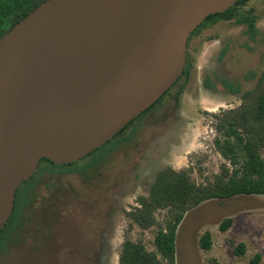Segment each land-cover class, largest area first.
Masks as SVG:
<instances>
[{"label": "rangeland", "instance_id": "obj_1", "mask_svg": "<svg viewBox=\"0 0 264 264\" xmlns=\"http://www.w3.org/2000/svg\"><path fill=\"white\" fill-rule=\"evenodd\" d=\"M249 9L258 17V36L251 39L247 25L237 20L201 29L189 43L190 76L104 164L85 176L54 169L38 178L24 224L0 264H119L127 238L156 251L157 227H132L126 212L138 205L140 196L149 195L157 174L168 167L191 168L198 183L220 173L226 161L214 147V115L241 104V95L224 82L245 92L264 72V0H251L239 12ZM165 216L160 211L159 222ZM229 217L234 223L222 232L219 226ZM206 231L212 234L208 251L200 245ZM241 243L243 255L236 252ZM257 255L264 264V195L207 201L188 212L177 231L176 264H252Z\"/></svg>", "mask_w": 264, "mask_h": 264}, {"label": "water", "instance_id": "obj_2", "mask_svg": "<svg viewBox=\"0 0 264 264\" xmlns=\"http://www.w3.org/2000/svg\"><path fill=\"white\" fill-rule=\"evenodd\" d=\"M239 0H45L0 38V232L42 159H84L183 75L191 35Z\"/></svg>", "mask_w": 264, "mask_h": 264}, {"label": "trees", "instance_id": "obj_3", "mask_svg": "<svg viewBox=\"0 0 264 264\" xmlns=\"http://www.w3.org/2000/svg\"><path fill=\"white\" fill-rule=\"evenodd\" d=\"M44 1L0 0V38ZM250 1L239 0L228 11L209 16L191 35L189 43L204 27L219 21L230 20H237L238 23L247 25V34L251 39H255L259 30L256 26L258 17L254 9L247 10L245 14L239 12ZM192 66L193 61L188 49L187 66L174 86L113 139L84 159L63 165L42 159L36 174L16 193L13 214L6 227L0 232V255L4 254L6 245L11 242L23 208L30 203L29 193L35 188L42 174L60 169L62 173L68 175L85 176L95 167L104 164L107 157L117 148L133 139L140 123L171 96L172 90L178 86L179 82L190 76ZM224 84L232 93L241 95V104L236 108L221 110L214 115L217 120L214 147L226 161L221 166L220 173L215 174L213 179L205 183H198L192 178L191 168L178 171L168 167L161 170L157 174L149 195L140 196L137 200L138 205L126 212L132 227L138 226L143 230L157 227L154 239L156 251L148 250L142 240L133 241L127 238L122 246L119 264H176L177 231L188 212L211 200L264 195V72L257 78L255 87L245 92H242L240 87H233L228 81ZM160 211H166L163 222H159L157 218ZM233 223V218H226L219 228L222 232H226ZM200 245L203 250L212 249L211 232L206 231L203 234ZM245 248V245L241 243L236 252L243 255ZM260 259L261 256L257 255L252 264H259ZM214 264L219 263L215 261Z\"/></svg>", "mask_w": 264, "mask_h": 264}, {"label": "flooded vegetation", "instance_id": "obj_4", "mask_svg": "<svg viewBox=\"0 0 264 264\" xmlns=\"http://www.w3.org/2000/svg\"><path fill=\"white\" fill-rule=\"evenodd\" d=\"M188 49H189V47H188ZM182 96V93L180 92L179 93V95L177 96V95H175V100H176V102L177 101H179V98ZM152 113H150L149 115H151ZM148 115V116H149ZM146 118H148V117H146ZM146 118L144 119V120H146ZM142 121V123H145L146 121ZM148 122V121H147ZM142 123L136 128V130H135V134L140 130V129H143V127L141 126L142 125ZM134 134V135H135ZM133 138H134V136H133ZM123 145V144H122ZM40 168V165H39V167H38V169ZM96 168V167H95ZM38 169H37V171H38ZM48 173H50V171H47ZM36 174V173H35ZM64 174H66V173H64ZM68 175V174H67ZM70 175V174H69ZM28 200L31 202V200H30V198L28 197ZM30 204V203H29ZM27 208V206L26 207H24L23 208V212H22V216H21V219H20V222H19V224H18V226H17V228L13 231V234H12V236L15 234V233H17V232H19L20 230H21V226L24 224V219H25V209ZM8 245V244H7ZM6 245V246H7ZM4 253H5V251H4ZM3 255V254H2ZM1 256V255H0Z\"/></svg>", "mask_w": 264, "mask_h": 264}]
</instances>
